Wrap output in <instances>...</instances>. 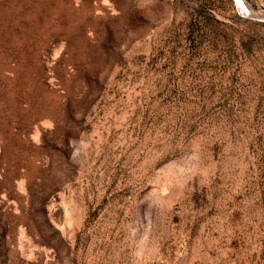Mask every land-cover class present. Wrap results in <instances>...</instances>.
<instances>
[{
    "label": "rangeland",
    "instance_id": "obj_1",
    "mask_svg": "<svg viewBox=\"0 0 264 264\" xmlns=\"http://www.w3.org/2000/svg\"><path fill=\"white\" fill-rule=\"evenodd\" d=\"M0 0V264H264V0Z\"/></svg>",
    "mask_w": 264,
    "mask_h": 264
},
{
    "label": "bare ground",
    "instance_id": "obj_2",
    "mask_svg": "<svg viewBox=\"0 0 264 264\" xmlns=\"http://www.w3.org/2000/svg\"><path fill=\"white\" fill-rule=\"evenodd\" d=\"M237 1L242 7L248 8L247 5L245 4L244 0H237Z\"/></svg>",
    "mask_w": 264,
    "mask_h": 264
}]
</instances>
